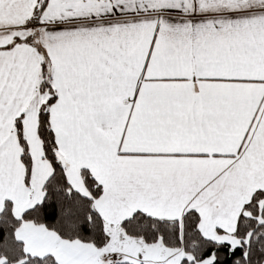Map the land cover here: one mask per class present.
<instances>
[{"label": "snow or ice", "instance_id": "obj_1", "mask_svg": "<svg viewBox=\"0 0 264 264\" xmlns=\"http://www.w3.org/2000/svg\"><path fill=\"white\" fill-rule=\"evenodd\" d=\"M0 264H264V0H0Z\"/></svg>", "mask_w": 264, "mask_h": 264}]
</instances>
